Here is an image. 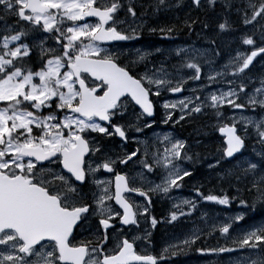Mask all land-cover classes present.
I'll list each match as a JSON object with an SVG mask.
<instances>
[{"label": "snow or ice", "instance_id": "obj_1", "mask_svg": "<svg viewBox=\"0 0 264 264\" xmlns=\"http://www.w3.org/2000/svg\"><path fill=\"white\" fill-rule=\"evenodd\" d=\"M181 3L182 0L174 5L170 0H154L149 5L138 0H0V264H166L169 256H177L200 238L202 230L194 229L191 238L167 245L156 255L137 251L136 241L141 238L130 240L125 233L126 226L138 227L140 218L149 214L152 194L168 196L193 175L182 164L198 159L199 153L189 155L187 140L165 134L156 137L153 150L146 141H137L144 144L143 152L137 148L123 154L104 142L118 137L122 144L127 143L129 130L143 131L138 126L140 117L154 116L153 98L165 92L183 94L188 80H201L200 61L209 67L213 63L206 58L207 49L194 46L168 49V55L151 68L146 62L165 49H136L135 59L126 63L121 60L122 52L113 51V42L140 39L152 18L147 8H152L156 17L162 8H179ZM191 4L195 9L202 8V0H191ZM207 4L213 10L221 6L216 32L228 33L233 0H207ZM138 8L142 9L139 13ZM243 11V24L255 25L264 20V0H249ZM197 26L202 31H212L210 22L191 15L181 26L165 24L148 30L159 32L162 40H171L174 32H192ZM239 39L253 50L242 53L237 49L220 70L210 67L212 74L207 76V84L190 89L191 94L183 99L165 100L164 123L179 124L211 110L225 146L218 150L219 156L208 165L209 170L223 169L225 163L235 161L216 179L250 185L246 190L256 194L253 205H264V75L260 77V87L251 93L243 82L253 61L264 56V25L259 35L244 34ZM208 43L215 45L216 40L209 38ZM173 54L177 63L169 64ZM212 54L220 55L215 49ZM140 64L145 67L143 73L136 71L135 66ZM185 69L194 75L185 78ZM224 82L227 91L221 87L205 93L208 86ZM248 83H253L250 77ZM242 95L246 97L244 103L240 102ZM137 106V124L114 122ZM225 106L233 112L251 110L258 114L226 117L222 111ZM177 110L178 118L174 116ZM224 120L230 122L223 123ZM253 138L261 150L257 152L254 146V155L242 159L247 151L246 140ZM134 158L140 171L131 176L117 171ZM102 170L111 178L98 179ZM158 170L157 183L150 177ZM137 183L141 186H134ZM86 187L89 191H85ZM201 187L195 188L200 200L230 204L227 194L204 195ZM133 195L144 198L145 203L132 202ZM240 204L248 206L243 199ZM196 208V199H183L173 205L170 219L191 215ZM229 219L231 223L218 229L226 239L244 216ZM157 223L152 217L151 225L155 227ZM252 228L233 238L235 247L199 251L264 253V225ZM212 230L217 229L213 226ZM149 237L147 233L144 239ZM249 259L241 257L234 264H246ZM251 264H264V255L252 259Z\"/></svg>", "mask_w": 264, "mask_h": 264}, {"label": "rangeland", "instance_id": "obj_2", "mask_svg": "<svg viewBox=\"0 0 264 264\" xmlns=\"http://www.w3.org/2000/svg\"><path fill=\"white\" fill-rule=\"evenodd\" d=\"M189 2L190 0H182V3H181V7L182 8L181 10L184 11L185 9L186 10H189V7L187 6L186 2ZM235 1V7L231 10L232 13L234 14H238L239 15V18H240V21H241V26L242 28L241 31L242 33L240 34V36L244 33H247L248 30L247 28L249 26H245L243 24V14H244V8L247 6V4L249 3V0H234ZM177 2V0H171L170 3H172L173 5ZM252 3H256L255 0H251ZM207 0H203L202 2V8L203 9L205 6H207ZM237 8L241 9L240 12H237ZM249 14L251 12V10L249 9ZM189 16V14H188ZM219 16L220 14H217V16H214V19L216 20H219ZM173 17V16H172ZM165 21L163 22V24H160V25H165V23H172V18H168L165 16ZM186 19V17L184 18ZM216 23L215 24H212V27L216 28L215 27ZM157 26V25H156ZM231 27H232V23H231ZM205 34V33H203ZM207 37L209 38H213V39H217L218 38V42L219 44L223 47L225 46L222 51L221 49H218L216 48V44L215 45H207V44H203V43H193V40L187 35V37H185V43L184 45H172V46H168V45H163V44H141V43H138L137 41H132V43L129 45V46H123V45H116L115 48H113V51H117V52H122L123 55L121 56V60L123 62H127L128 60H132V59H135L136 57V49H144V50H154L155 48L159 47V48H162V49H165V51L161 54H154L152 57L149 58V61L150 63L146 62L147 63V66L149 68L153 67V64L160 61L161 59H163L165 56L168 55V49H171V48H175L177 46H180V47H183V46H194L196 48H200V49H207L208 50V55H207V59L209 60H212V64H211V68H214L216 69L217 71L220 70V67L222 65H224L225 63H227L229 61V58L230 57H234L236 55V50L239 49L240 52L244 53L245 51L243 50V45H242V42L240 41L239 39V35H232L230 34L229 32L226 33V34H217L216 32V29H214V31H206V34ZM49 46H54V44H50ZM215 49V50H218L220 55L219 56H215L212 54V50ZM253 50V49H252ZM172 56H175L174 54ZM200 63L202 64V74H201V80L200 81H192V80H188V83L185 85V88H186V94H183L181 96H174L171 94L168 93V98L166 100H180V99H183L184 96H188L190 95V89H194V88H199L205 84H207V76L212 74L210 72V67L208 65H204L203 64V60L200 61ZM136 68V71L139 72V73H143L144 70H145V67L143 64H140V65H136L135 66ZM246 73H247V70H246ZM244 75L243 77V82L247 85V92L248 93H251L253 91L254 88H257V87H260V77H252V75H249V74H246ZM184 76L185 78L187 77H190L192 75H194V72L192 70H187L185 69L184 70ZM251 78L253 80V83H248V78ZM240 81L238 80L237 83H239ZM223 88L224 91H227L228 90V87H227V84L226 82L224 83H214L210 86H208L206 89H205V93L206 92H212V91H216L218 88ZM204 93H201V95L203 96ZM245 99L246 97L242 95L241 97V100L240 102L241 103H244L245 102ZM165 101L164 98H161V106L163 104V102ZM226 108H228V106H225ZM140 110L138 108H129L127 113L124 115L127 117L128 119V122L125 123V124H128V123H132V124H137V115L139 114ZM208 113V114H207ZM165 113V110L161 109V112H159V116H163ZM204 114H207L205 116H214V113L211 111V110H207ZM225 116H231V115H236L237 117H239L240 115H256L258 113H253L251 110H246V111H240V110H237L235 112H233L230 108L227 109L225 112H224ZM174 116L178 118L179 116V111L177 110L176 113H174ZM203 114L201 115H197L194 119L192 120H185V121H181L179 124H175L173 123L172 121H169L168 124H172V125H178V126H181V125H185V126H193L195 125L196 122L198 121H201L202 118H203ZM205 118H209V117H205ZM205 121H201V124L198 125V126H194V127H191L189 128L186 133L188 135H193V134H196L197 137L201 138L202 139H196V140H190V138L188 136L186 137H179V136H176L175 134H173V132L171 131H168V132H161L159 130H154L153 129V124L149 121L146 120V117L145 116H142L140 117V120H139V125L143 131L142 132H136L134 129H131L128 131V135H129V142L128 143H123L122 142H118L117 144V147H112L113 150L116 152V153H120V154H123L124 152H130V151H134L136 150L137 148H140L141 149V152H143V149H144V144L143 143H137V141H141V142H144L146 141L149 145V148L150 150H153L152 149V145H153V142L154 140L156 139L157 136H163L165 134H169L171 135L172 137L174 138H177V139H183V140H187L188 142V153L189 155H192L194 152H191V150L195 149L196 151L198 150L199 146H203L206 148V151L208 152V155H209V158H216L219 156V151L220 149H222L224 147V145L222 144L223 142L221 141L220 137L219 136H215V133H217L218 129L216 128V125H217V121H213L211 123V125L209 126L208 128V131L207 129H200V127L202 125H205L207 123H204ZM230 121L228 120H224L223 123H229ZM145 124H151V128H147V127H144ZM137 134V135H136ZM253 137H254V131L252 133ZM249 141L251 142V148H249V151H251L253 153V147L255 146V150L258 152L261 150V145H258V143H256L255 139H249ZM158 146V145H157ZM206 154V153H205ZM206 155H204L202 157V159L204 160V163L207 162V164H205V168L206 169H209L208 168V165L210 163H214V161H210L208 160L209 159ZM246 157H243V159H245ZM149 162L151 163V160H149ZM132 164H136L135 162V158H134V161L132 163H129V165L124 168V167H121L123 170L122 172H127L130 176L131 175H134L136 172L140 171V169H129L127 170V168L132 165ZM184 168L190 170V166H188V164H184L183 166ZM220 174V173H218ZM218 174H214V173H208L206 172V176L207 178L209 179V184H208V189H210L211 191H214L215 187L213 186L212 182L210 181V179L212 177H214V175L217 177ZM98 179H103V178H111V177H108L107 174L103 175L102 171L100 174H98L97 176ZM152 179V176L150 177ZM155 182H157L156 180H154ZM158 183V182H157ZM139 184V183H137ZM214 195H217V194H214ZM162 197H165L164 195H162ZM183 199H189V200H192L191 197H182L180 199L178 198H175V204H179ZM193 199H196V196L193 198ZM230 204L229 205H219L215 202H205V201H201V202H197V206L199 205V203H205V204H216V205H219V206H224V207H230L231 206V203L233 200L230 199ZM208 211H211V208L208 207L207 208ZM196 210V209H195ZM194 210V211H195ZM184 211V210H183ZM193 211V212H194ZM192 212V214H193ZM207 212V211H206ZM235 212L237 213L236 215L238 214H242L240 211L238 210H235ZM236 215H230V214H227L226 215V221L223 222V223H211L209 222V220H205L203 222V225L199 228H196V227H192L191 228V231L188 232V237L187 238H180V239H170L168 240L167 242L164 243L163 245V248L167 245H170V244H175V243H179L180 241H183L184 239H189L192 237V233H193V230L194 229H201L202 230V233H207V234H212L211 236L213 237V242H210L208 243L209 245H211V248H219L221 247V243L223 241H226L228 240L231 236H228V238L226 239L225 237H222L220 235V233H218V229L220 227H222L225 223H231V220L229 218L231 217H234ZM207 216H210V214L207 212ZM212 216H214V214L212 213ZM215 217H219L218 214L215 215ZM212 218V217H211ZM213 226L216 227V231H213ZM185 226L181 225V226H178L176 228V233L177 234H182L183 230H185ZM232 232V229H230V233ZM150 248V245L149 244H144L142 245V249L143 250H149ZM162 248V249H163ZM191 251V250H189ZM200 254H202L200 251L198 252ZM248 255H249V260L246 262V264H251V260L252 259H256L258 255H264L263 254H260V252H257V251H252V250H249L247 251ZM203 258L201 260H194V261H191L190 264H234V262L238 259V258H241V257H246V251L245 250H241V251H236V252H233V253H222V254H202ZM242 264H244V262H242Z\"/></svg>", "mask_w": 264, "mask_h": 264}, {"label": "trees", "instance_id": "obj_3", "mask_svg": "<svg viewBox=\"0 0 264 264\" xmlns=\"http://www.w3.org/2000/svg\"><path fill=\"white\" fill-rule=\"evenodd\" d=\"M184 1V0H183ZM256 3L259 2V0H255ZM138 2H142L144 3L145 5H149V4H152L154 2V0H138ZM187 6L189 7V10H184L182 11L181 9L182 8H176V7H172V8H168V9H161V11L158 13V15L156 17H153V9L152 8H147L146 11H147V14L149 17H152L151 19H149L148 21V24L147 26L142 30V36L144 37H147V38H150V39H159L161 38L160 36V33L157 32L155 34L149 32V28L150 26H156V25H160V24H163V22L165 21V16L168 17V18H172V23H165V24H175L177 26H181L182 25V22L185 20L184 18L189 15H191L192 17H199L201 21H208L210 22L211 24H215L216 23V19H214V16H217V14H220L219 16V19H221V13H222V9H221V6L218 4L215 8V10L211 9L208 5L205 6L203 9H195L191 3H188L187 1H185ZM233 3L235 4V1L233 0ZM236 6V5H235ZM233 9V8H232ZM231 9V10H232ZM138 13L140 11H142V9L138 8L137 9ZM173 16V17H172ZM229 20H230V23H232V27L229 31L230 34L232 35H239L242 33L241 29L242 26H241V21H240V18H239V15L238 14H234L231 12V15L229 17ZM261 25H264V20H259L258 23H256L255 25H250L247 30L248 32L247 33H244L246 35H253L254 33L256 35H259V30H260V27ZM214 27H212V30L214 31ZM201 28L199 26H197L195 28L194 31L192 32H189L187 29H182L178 32H174L173 33V39H177V40H182V41H185V37H187V35L192 39V40H195L197 39L196 37V34L199 32H201ZM205 34H206V31H205ZM242 34V35H244ZM201 40L209 45L208 43V40H209V37H207V35L205 36H202L201 37ZM216 40V48L218 49H222L225 47V46H221L218 42V38L215 39ZM243 45V44H242ZM243 50L245 52H248L250 53L252 51V48L250 46H245L243 45ZM246 74H249V75H254V76H258V75H264V56H258L254 61H253V65L250 66V71L247 70V73ZM227 109L229 108H226L224 107L222 109L223 112H225ZM197 153H199V156H201L202 154L206 153L208 154V152L206 151V148L205 147H201L199 146V149L197 151ZM224 170L223 171H226L227 168H232L229 167V166H223ZM196 179H197V175L195 176ZM200 178V177H198ZM211 180V179H210ZM199 181H203V179L200 178ZM231 182H235L234 180H223V186H222V190H226L228 192H232L233 191V188L230 187V186H225L227 185V183H231ZM204 184L207 186L209 184V179L207 178L204 182ZM215 187H218V184L215 183L214 185ZM236 188L234 190L237 191V188L240 189V191L238 192L239 193V198L240 199H243L245 201H247V204L250 205L251 207H256L257 211L260 213V212H264V205H261L259 202H257L255 205H253V200L255 199V192H249L246 190V187L250 186V185H246V183L244 182H241L239 184H235ZM264 215V214H263ZM246 217L243 219V223H245L246 221ZM247 228H245V230H250L249 229V226L246 225ZM232 236L230 237L229 241H228V244H224V241L221 243V246L223 245V247H226V246H235L233 243H232V240L233 238L235 237H238L242 234L241 231H239L236 235H233L235 233L231 232L230 233ZM203 242H209V240L207 239H200V240H196L195 243L191 244L190 246L184 248L182 251H187L188 255L189 256H192V254L194 253V251L198 248H208V247H211V245L207 244L205 246V244ZM191 250V251H189Z\"/></svg>", "mask_w": 264, "mask_h": 264}, {"label": "flooded vegetation", "instance_id": "obj_4", "mask_svg": "<svg viewBox=\"0 0 264 264\" xmlns=\"http://www.w3.org/2000/svg\"><path fill=\"white\" fill-rule=\"evenodd\" d=\"M122 17H123V15H122ZM90 21L94 22V19H93V20H90ZM117 171H119V170H117ZM85 191H89V188L86 187V188H85ZM135 198H137V197L133 195L130 199H131L132 202H136V199H135ZM139 200H141L142 202L145 203V201H144L143 198H141V199H139ZM155 201H156V198H155V196L153 195L152 203L155 202ZM156 204H157V201L155 202L154 205L151 206V210L149 211V213L155 211ZM141 211H142V210H141ZM146 217H147V216H146ZM92 223H93V225H95V220H93ZM144 225H145V224H144ZM127 230H129V228H125V231H127ZM127 235H128V237H140V238H141V236H142L143 234H132V232H130V233H128Z\"/></svg>", "mask_w": 264, "mask_h": 264}, {"label": "bare ground", "instance_id": "obj_5", "mask_svg": "<svg viewBox=\"0 0 264 264\" xmlns=\"http://www.w3.org/2000/svg\"><path fill=\"white\" fill-rule=\"evenodd\" d=\"M199 149V148H198ZM197 175V179H196V177H194L193 178V180H192V182L193 183H195V184H197V185H202V186H206L205 184H204V182H205V180L207 179V176H206V174H200V173H197V174H195V176ZM198 177H200L201 179H203V181L201 182V181H199L200 180V178H198Z\"/></svg>", "mask_w": 264, "mask_h": 264}]
</instances>
